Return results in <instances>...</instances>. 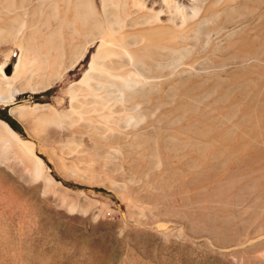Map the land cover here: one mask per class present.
Instances as JSON below:
<instances>
[{"label": "rangeland", "instance_id": "1", "mask_svg": "<svg viewBox=\"0 0 264 264\" xmlns=\"http://www.w3.org/2000/svg\"><path fill=\"white\" fill-rule=\"evenodd\" d=\"M10 1L11 0H0V14L2 13L1 15L3 16H0V20L2 21H0V29L3 31L0 30V36L2 38H0V40L2 41L3 50L10 51V56H13L12 60L14 65L20 58L22 51L25 53V66H23L26 69H22L21 74L23 76L14 82L16 88L21 91L30 92L34 91L36 87L40 88L45 80L51 78L49 75V68L54 69V66L57 67L55 68L56 76L52 78L54 80L48 88L31 94L30 98H18L13 102V108L22 107L23 105H25V107H32L34 104H40L49 105L52 111H69L70 97L65 92L69 86L78 82L85 72L88 71L91 58L97 49L96 44L89 49V52L78 62V64H76V66H74V68L67 71L59 79L57 78V70L60 72L62 69L61 67L69 64L70 56L77 49V45L80 44L79 41L82 43V41L89 39L90 35L85 33L84 29L87 30L93 20L96 21L99 19L98 15L102 13L101 0H37L38 2L36 0H12L11 2L14 3V5L10 4ZM57 1H59V5L57 4ZM63 1L65 5L61 4ZM107 1L105 6L108 4V8H104L106 9L104 11L107 14L110 13L111 8L112 12H120V15H123L126 9L130 12L136 10V6L134 8L135 10L132 8L130 3L131 0H129L128 6H123L122 4L117 6L122 12L118 11L117 7L112 6L113 4L109 0ZM135 1L142 3L144 0ZM154 1L158 2L159 0ZM217 1L218 2L215 0L214 3V0H200V3L202 2L200 9L202 10H199V8L198 10H195L194 8L197 9L200 5L197 0L196 3L192 0H173V2H177L176 4L180 8V10L176 12L174 11V8H172L171 10H173V12L169 13L175 18L174 21L167 22L166 18H162L165 25L170 27L176 26L175 30L179 31V34L176 37H178L180 41L178 38L175 40V38V46L178 47L180 45L179 48H182V46L185 47L187 45V50L185 49V51L183 50L184 52L178 53L175 56L173 54H168L169 51L165 48L156 51V54L158 55L157 68L160 71L158 81L162 79L165 81L162 80L158 82V87L161 84V89L157 88V91L149 90L148 88L143 89V92H145L144 95L142 94L143 102H145L144 99H149L148 104L142 103L141 107V111H144L141 112V114L144 119L146 118L144 124L150 120V126L147 124L148 127L146 125L144 129V142L149 143H147L148 145L144 142V144H142L147 147L140 146L136 149V145L132 146V144L133 142L137 143V141L129 137V143H126L129 145L128 147L125 146V149L127 150L117 154L116 157H112V159L109 158V156H105V151H103L102 148V151L100 152H98L99 149L94 151V144L92 140L87 138V136L84 137L82 141L87 145V148L91 149L89 153L78 148V145L81 142L79 137L75 139L73 144L65 142L66 139H70L69 136H65L68 127L71 128L72 126V129L75 127L76 129L83 130L84 128L92 127L93 124L95 125V123L100 122L99 113L100 111L104 113V110L99 111L97 110L98 108L90 109L92 106L90 108H88V106L83 107L78 114H74L70 118L62 121V126L60 125L61 127L55 124L46 125L41 131L33 129L32 125L35 123L34 119L21 117L18 113H13V117L18 122L24 123L25 125L21 127L18 126V130L12 129L23 140L31 141L32 138L35 141L37 140L36 153L44 160L46 166L49 168L50 171L48 174H50L49 176L51 178L50 181L47 182L41 176L35 177L33 167L29 162L25 159L21 160L18 158V156L23 155V151H16L13 147L12 141L7 136L2 135L0 130V264H264V134L262 132L260 135H257L258 128L256 129L257 126L264 123V49H262L264 48L262 47V45L264 46V0H249V2L248 0H240L239 3L238 0ZM8 2H10V5H8ZM146 2L148 5L147 7H150V1L147 0ZM39 3H42L44 7L42 4L39 5ZM222 3L226 5L228 4V8L226 5L224 7L226 8L227 13L223 12L224 8H222ZM235 3L239 4V7L235 5ZM247 3H249V6H245ZM55 4L58 5L57 8ZM214 5H219L221 7L217 10V7H214ZM231 5L235 6V9L234 7H229ZM69 7L74 8L71 10ZM80 7L84 10L81 11L82 9L80 10ZM68 8L69 11H73L74 14L76 13V17H79L80 19L79 21L76 17L73 18L75 16L73 12L71 13L72 15L66 14L69 13L67 12ZM75 9L79 11L78 14ZM205 9L207 11L210 10V12L207 14ZM255 9H257V11H255ZM214 10L221 15L228 14V17L222 15L223 17L221 19L219 18L222 21L220 23L217 19L219 14H216ZM231 11L232 13H230ZM32 12H34V14H32ZM5 14L7 16L10 15L9 17L11 19L14 18V20H11L10 18L7 20L6 18L4 19V17H6ZM83 14L86 15V17ZM185 14L187 16L195 14V17L193 15V17H187ZM234 15L239 18H234ZM200 16L203 18L201 20L202 24L200 22ZM206 16L210 18L208 19ZM231 16L237 21L235 22V24L237 23L236 25H234L235 20L233 21L231 18L228 20L225 19L226 17L229 18ZM242 17L244 19H242ZM179 18H181V20H179ZM185 18H187L186 21L184 20ZM190 18L193 19L190 20ZM196 18L199 19L197 20ZM3 20L5 22H3ZM189 20L191 21L190 25ZM229 20L232 23H230ZM33 21L34 25L32 24L33 26H31ZM175 21L177 25L174 24ZM223 21H225V23H223ZM227 21L229 23H226ZM196 22L200 23L194 24ZM27 23L29 26H26ZM82 24L87 25H84L82 28ZM184 24L186 25L183 27L182 25ZM226 24L227 27H225ZM193 25L199 26V34L195 33V35L194 32L191 31L190 26ZM250 25L251 27H249ZM67 26H71V29L67 28ZM235 26L237 27L235 28ZM9 27L14 29H10ZM73 27H76V29L78 28L79 31H77L78 29H73ZM219 27H222L221 29L223 31ZM240 27L243 28L241 29ZM212 28V33L214 34H211V39L209 36L210 34H205H207L208 30H211ZM233 28L238 30V34ZM26 29L28 30L26 31ZM227 29L229 30L228 32L226 31ZM239 29H241L240 32ZM214 30H217L218 34H215L216 31ZM218 30L220 32H218ZM230 30L233 33L235 32L236 37H234L235 34L233 37L229 35V33H231V35L233 34ZM74 31L78 33L76 34ZM186 33H188L190 37ZM220 33H222V35ZM57 34H59V36ZM69 34L74 35L70 36ZM62 35L63 37L65 35V37H61L60 39V36ZM217 35H220L221 37ZM244 35H246V37L249 36L250 38H245ZM21 36H25L26 38H21ZM69 36H75V39L72 37L71 40ZM179 36L183 37L180 38ZM52 37L56 38L53 39V43L50 39ZM76 37L78 42H76ZM215 37H218L219 39L216 38L215 40ZM240 37L244 39L242 40ZM190 38L195 44L192 41H189L191 40ZM220 38L225 39H221V41ZM182 39L185 41L184 43L182 42L183 44H180ZM65 40L69 41V43L65 42ZM211 40L213 41V44L217 43L214 45L208 44ZM235 40L238 41L236 42ZM245 40L246 42H244ZM16 41H18L17 44ZM44 42H46L45 45H43ZM233 42L236 46L231 45ZM189 44L191 47L188 46ZM51 46L55 47L51 49ZM234 46L235 48H233ZM251 46H253L255 51L254 59L247 60L242 57V59H244L243 61L237 57L241 52L244 53L242 50ZM33 48H35V50H33ZM42 49L43 51H41ZM207 49L209 52L206 51ZM192 50L195 51V54ZM203 50L204 52H202ZM35 52L36 56L34 54ZM201 52L203 58L200 57ZM187 55L193 56V59L188 57L192 60H185ZM53 56L55 57L54 60L52 58ZM231 56L234 58L237 57L238 60ZM198 57L200 60H198ZM35 59L36 62L40 59L41 62H43L42 66L40 65V61L39 63H36ZM182 61H185L184 66L181 64L183 63ZM199 61L204 62L198 63ZM212 61L215 63H212ZM216 61L219 63L218 65ZM242 61L244 63H242ZM197 63L198 65H196ZM30 64L34 66V68L30 66ZM185 66L191 67L190 73L188 70L183 71L186 68ZM36 68L39 69V74L37 73L38 71L36 70L38 69ZM194 68L196 71H194ZM42 69L43 71L46 70L45 73L48 71V73H46L47 76L43 74V71H41ZM174 70L177 71L175 72ZM145 71L146 73H144L145 76L143 77H146L145 79L149 80L151 71L148 72L147 69H145ZM178 72L180 75L177 74ZM184 72H186V74ZM174 73L176 75H173ZM168 77H173V79H168ZM166 79L169 81L167 82ZM178 80L180 82L177 84L176 82ZM183 80L186 81L183 82ZM170 83L175 84L172 85ZM179 83L182 84L180 85ZM196 84L199 86H196ZM236 84H238V86ZM148 93H150L152 97L155 96L153 101L156 100V105H154L155 103L152 101V98L148 96ZM159 99H161V101ZM181 104L185 111L180 108ZM238 104L241 108H239ZM235 105L236 107H233ZM216 106L219 108H216ZM145 108L147 110H145ZM238 108L240 109V112ZM251 108L254 109V111H251ZM236 109H238V111ZM211 110L214 112H211ZM224 110L226 111L223 112ZM229 110H231L230 113L228 112ZM232 110L234 111L232 112ZM248 110L250 111V116L244 115ZM158 112L161 113L159 114ZM207 112L209 113L207 114ZM232 113H234V115H232ZM229 114L232 115V118ZM82 115L86 119L83 120L84 117ZM144 115H146V117ZM204 115L206 120L202 119L204 118ZM227 115L229 116L227 117ZM193 117L196 122L192 119ZM217 117H219V119ZM246 117H248V119H246ZM254 117L257 120L254 119ZM150 118H153L152 120L156 122H151ZM196 118L201 119V121L203 120L202 123ZM211 118L218 119V122L215 124L216 120ZM243 118H245L246 121L243 122ZM68 119H71L72 124L75 120V124L72 125ZM178 121L182 123L177 125L176 123H179ZM183 121L185 123L188 122V124H184ZM206 121H210L209 123L207 122L210 126L213 123V128H210L214 129L212 130L214 133L218 132L217 134H213L212 131H206V128L210 129L208 128L209 125L206 124ZM150 122L154 125H152L153 128L151 129L150 127L152 126ZM155 124L159 125L156 126ZM165 124L169 127L176 125L175 127L173 126L174 129L172 128L171 130V128ZM203 124H205L204 126L206 128ZM235 124L239 126H237V128L234 127L233 129ZM221 125L225 127L223 130ZM216 126L217 130H215ZM240 126H243L244 128L242 127L243 129H240ZM165 129H169L166 131L167 134L164 133ZM183 130L185 131L183 132ZM234 130L238 137L234 136ZM253 130L255 131L253 132ZM151 131L153 134H149ZM202 131L206 132L205 137L201 135L203 134ZM222 131L224 133L228 132L227 137H224L226 141L229 137V133L234 132L230 134L231 138L227 141L228 143H230L231 140L233 141V138H239L240 134L241 136L244 134L240 139L246 142V148H248L244 149V151L243 149H235L237 151L231 150V152H229L230 148L227 147V143L222 144V139L217 138L218 135L222 136ZM238 131L244 133L242 134ZM45 133L49 134L47 135ZM251 133H253V135H251ZM195 134L196 136L198 135V137H196ZM169 135L171 138H173L172 135H175L174 139H171ZM245 135H247V138ZM182 136L187 138H183ZM188 136L191 138H188ZM166 138H168V140ZM193 138L198 140L195 141ZM199 138H204L203 140L207 141V144H211L212 146L203 143ZM38 139H40L42 143H39ZM174 140H176V142L177 140L182 141L185 145L189 144L191 146L192 143H194V147H190L192 149L195 148V153L188 145L185 146L179 142L176 143L178 145L174 144ZM217 143L218 146H215ZM219 143L222 144V148L219 147ZM105 144H107V142L102 143L104 146ZM179 144H181L180 147L182 148H179ZM198 144L199 146H204L205 144L207 145V148L205 146L204 148L202 146L199 147ZM213 145L215 147H213ZM144 147L146 149H144ZM175 147L179 148L176 151H181L184 155H182L181 152L180 155H177L178 152L175 151ZM208 147H210L209 150L212 153L208 150ZM185 148H188V150H183ZM212 148H215L216 152L215 149L212 150ZM217 148H219V150ZM223 148H226L227 156L223 155L225 152ZM128 150H130V154H128ZM169 150H174L175 152L173 153ZM220 150L221 152H224L221 153ZM240 150L241 152L243 151V153H241ZM232 152L235 155L232 154ZM140 153H142V155ZM134 154L137 155L135 156ZM166 154L168 155L167 159L169 161L165 158ZM207 154L208 156L210 155L209 158L213 156L216 159L212 157L213 159L211 158L212 161H210L208 157H205ZM174 155L177 156L176 159ZM202 155H204V157H202ZM117 156L119 158H123L124 156L123 159L126 161V164L132 161H136V164L134 165L132 163L131 165L130 163V165H126L124 162L122 169V161L124 160L120 159V162ZM125 156L131 158L129 159V157L127 158ZM110 159L114 162L110 161ZM135 159L138 160V165L137 160ZM79 160L83 162L78 163ZM177 160H180V162H177ZM198 160H201V162L199 163ZM172 161H174V164H172ZM197 161L198 163L196 164ZM189 163H191L192 166L195 165V168L194 166H190ZM183 164L184 166H182ZM199 164L200 167L203 166L199 168ZM164 165L168 168L164 167ZM129 166L130 168L133 167V169H129ZM180 167H182V170ZM157 168L160 170L158 171ZM169 168L173 170L171 171ZM183 168L187 169V174L189 175L184 176L186 170ZM222 169L226 170L223 171ZM174 170L177 172L176 176ZM163 171H167L169 174H166ZM179 171L184 172V174ZM190 171L193 173H188ZM201 171L202 174L204 173L206 176L200 175ZM219 171L221 172L219 173ZM133 173H135V175H133ZM155 173L157 175H154ZM162 174L165 175L162 176ZM179 174L183 176L181 177ZM191 174H195V176L193 177ZM172 175L174 176L173 178ZM164 176H166V178ZM207 176L209 178L211 177V179L208 180ZM179 177L185 178L180 179ZM189 178L194 180L192 181L190 179L191 182ZM159 179H161V181L163 180L164 183L162 181L163 184L160 185L161 181H159ZM145 180L147 182H145ZM157 180L160 182L159 184ZM177 180L179 181L177 182ZM206 180L212 182V184L209 182L208 185ZM201 181L205 183L204 186V183ZM214 184L215 186H213ZM220 184L222 185L220 186ZM218 186L220 187L218 188ZM210 187L212 189H208ZM181 190L183 192H181ZM206 202L209 203L205 204ZM208 207L210 208L207 209Z\"/></svg>", "mask_w": 264, "mask_h": 264}, {"label": "bare ground", "instance_id": "2", "mask_svg": "<svg viewBox=\"0 0 264 264\" xmlns=\"http://www.w3.org/2000/svg\"><path fill=\"white\" fill-rule=\"evenodd\" d=\"M2 1V0H1ZM12 1V0H11ZM10 1V2H11ZM27 1V0H26ZM34 1V0H33ZM37 1V0H36ZM39 1V0H38ZM37 1V2H38ZM55 1V0H54ZM75 1V0H74ZM107 0H101V4H102V13L100 14V15H98V18L99 19H97L96 21H94L93 19V22L92 23H90V26L88 27V29L86 30V29H84L83 31L85 32V33H88V35H90V37H89V39H87V40H84V41H82V43H81V41H79L80 42V44L79 45H77L78 47H77V49L71 54V56H70V62H68L69 64L67 65V66H63V67H61L62 69H61V71L59 72V70H57V78L59 79V78H61L62 76H63V74H65L67 71H69L70 69H72V68H74V66H76V64H78V62L80 61V60H82L84 57H85V55L89 52V49L91 48V47H93L95 44H96V47H97V49H96V52H95V54H93V56H92V58H91V62H90V66H89V69H88V71H86L85 72V74L83 75V77L78 81V82H76V83H74V84H72L71 86H69L68 87V89L66 90V94L70 97V109H69V111H67V112H57V111H52L51 109H50V107H49V105H40V104H34L32 107H25V105H23L22 107H16V108H14V109H12V113H18V115L19 116H21V117H26V118H31V119H34V121H35V123L32 125V127H33V129L34 130H38V131H41L42 129H43V127L44 126H46V125H52V124H55V125H61L62 124V121H64L65 119H67V118H70L72 115H74V114H78L79 113V111L83 108V107H87L88 106V108H90L91 106V108L90 109H92V108H98L97 110H104V113L102 112V111H100V115H99V119H100V122L99 123H95V125L93 124H91L92 125V127H88V128H84L83 130H80V129H76L75 127H73V129H72V126H71V128L70 127H68L67 128V133L65 134V136H69L70 137V139H66L65 140V142H67V143H74V141H75V139L77 138V137H79V139H80V143H79V145H78V148H81L83 151H85V152H88L89 153V151L91 150V149H89V148H87V145H85V143L82 141V139H84V137H86L87 136V138H89L90 140H92V142H93V144H94V148H95V150L94 151H97L98 149H99V151L98 152H100V151H102V149H103V151H105V156H109V158H112V157H116V155L117 154H119V153H122V152H124V151H126L127 149H125V146H127L128 147V145L126 144V143H129L128 141H129V137L130 138H133L135 141H137V143H135V142H133V144H132V146L133 145H136V149H138V147H140V146H146V145H142V144H144V143H146V142H144V129H145V127H146V125L148 124L149 125V121L150 120H148V122H146V124H144V120L146 119H144V117L142 116V114H141V112H144V111H141V107H142V103L143 104H148V101H149V99H144V101L146 102H143V96H142V94L144 95L145 94V92H143V89L144 88H148L149 90H153V91H157V88H160V86H161V84H160V86L158 87V82H160V81H162V80H164V79H162V80H160V81H158V77L160 76V71L158 70V68H157V62H158V55L156 54V51H158V49H166V50H168L169 51V53L168 54H173L174 56L176 55V54H178V53H181V52H184L185 51V49H186V46L184 47V46H182V48H179L180 47V45L179 44H177V45H179L178 47H176L175 46V41H174V39L175 40H177V38L178 37H176V36H178V34H179V31H176L175 30V27L174 26H172V27H170V26H167V25H165L164 23H163V21H162V18H166V21L167 22H173L174 21V19L175 18H173V15H170L169 13L170 12H173V10H171L172 8H174V11L176 12V11H179L180 10V8L177 6V2L175 3V2H173V0H159L158 2H156V1H154V0H148V1H150L149 3H151L149 6L150 7H147L148 5H147V0H144L142 3H138L139 1H135V0H131V5H132V8L134 9L135 8V6H136V10L134 11V12H130V11H128V9H126L124 12V14L123 15H120L121 13L120 12H116V11H113L112 12V8H111V6H110V8H111V11H110V13H106L104 10H106V9H104V8H108V4H106V6H105V3H107L106 2ZM113 5L112 6H115V7H117L119 4L121 5H123V6H128L129 5V0H109ZM193 2H195L196 3V0L194 1V0H192ZM199 3H200V0H197ZM202 1V0H201ZM239 1L240 0H238V3H239ZM252 1H254V0H252ZM259 1V0H258ZM257 1V2H258ZM263 1V0H262ZM10 2H8V5H10V4H12V5H14V3H10ZM59 1H57V4L59 5V3H58ZM77 2V1H76ZM216 2H218L217 0H216ZM242 2V1H241ZM248 2H249V0H248ZM256 2V3H257ZM264 2V1H263ZM10 3V4H9ZM202 3V2H201ZM201 3H200V5H199V7H197V9L196 8H194L195 10H198V8H199V10H202V9H200V6H201ZM214 3H215V0H214ZM214 3H212V4H214ZM226 3H228V2H226ZM237 3V2H236ZM235 3V5H239V4H236ZM251 3V2H250ZM255 3V2H254ZM253 3V4H254ZM4 4V3H3ZM35 4V3H34ZM42 3H39V5H41ZM51 4V3H50ZM49 4V5H50ZM61 4H64V1H63V3H61ZM75 4V3H74ZM180 4V3H179ZM183 4V3H182ZM207 4V3H206ZM217 4H219V3H217ZM230 4V3H229ZM241 4V3H240ZM249 3H247V5L245 4V6H249L248 5ZM37 5H38V3H37ZM45 5V4H44ZM58 5H56L55 4V6H56V8H57V6ZM65 5V4H64ZM109 5H110V3H109ZM211 5V4H210ZM216 5V4H215ZM214 5V7H217V10H218V8L219 7H221V6H215ZM222 5H223V7L222 8H224L225 7V5L226 4H223L222 3ZM228 5V4H227ZM226 5V7L228 8V6ZM255 5H257V4H255ZM42 6H43V4H42ZM41 6V7H42ZM71 6V5H70ZM105 6V7H104ZM183 6V5H182ZM207 6H208V4H207ZM241 6V5H240ZM3 7V6H2ZM1 7V8H2ZM10 7V6H9ZM33 7H35V6H33ZM40 7V6H39ZM44 7V6H43ZM76 7H78V6H76ZM165 7V8H164ZM178 7V8H177ZM194 7V6H193ZM196 7V6H195ZM212 7V6H211ZM210 7V8H211ZM229 7H234V9H235V6H229ZM239 7V6H238ZM254 7V6H253ZM252 7V8H253ZM256 7V6H255ZM13 8V7H12ZM37 8H38V6H37ZM53 8H54V6H53ZM70 8V7H69ZM69 8H68V11L67 12H69V13H66V14H71L73 11H69ZM72 8H74V7H72ZM72 8H70L71 10H72ZM109 8V9H110ZM118 8V7H117ZM202 8V7H201ZM2 9H4V8H2ZM45 9V8H44ZM59 9V8H58ZM78 9V8H77ZM82 9V10H81ZM190 9H192V8H190ZM189 9V10H190ZM231 9V8H230ZM258 9V8H257ZM257 9H255V11H257ZM259 9H260V7H259ZM76 10V9H75ZM80 10L81 11H83L84 9L82 8V7H80ZM171 10V11H170ZM184 10V9H183ZM213 10V9H212ZM216 10V11H217ZM220 10V9H219ZM223 10V9H222ZM232 10V9H231ZM36 11V10H35ZM87 11V10H86ZM97 11V10H96ZM118 11H121L119 8H118ZM205 11L207 12V14H208V12H210V10L209 11H207L206 9H205ZM204 11V12H205ZM37 12V11H36ZM76 12H77V14H78V12L79 11H77L76 10ZM109 12V11H108ZM122 12V11H121ZM186 12H187V10H186ZM214 12H215V10H214ZM219 12V11H218ZM221 12V11H220ZM224 13H227L226 12V8H224V11H223ZM239 12V11H238ZM185 13V12H184ZM216 14H219V17L217 18L219 21H220V23L222 22L220 19L223 17L222 15H224V16H227L228 17V14L226 15V14H220V13H217V12H215ZM230 13H232V11L230 12ZM254 13V12H253ZM2 14V13H1ZM0 14V16H2ZM32 14H34V12H32ZM65 14V13H64ZM73 14H74V12H73ZM79 14H81V13H79ZM97 14V13H96ZM175 14V13H174ZM206 14V13H205ZM211 14H213V13H211ZM239 14V13H238ZM72 15V14H71ZM75 16L73 17V18H75L76 17V13L74 14ZM84 15V14H83ZM176 15V14H175ZM184 15V14H183ZM183 15H180V16H183ZM186 15V14H185ZM190 15V14H189ZM194 17H195V14H192ZM192 15H190V16H187V17H191ZM202 15V14H201ZM232 15V14H231ZM240 15H241V12H240ZM243 15H244V13H243ZM249 15V14H248ZM5 16L6 17H4V19L6 18V20L8 19V18H10L9 16H7L6 14H5ZM81 16V15H80ZM85 17H86V15H84ZM179 16V15H178ZM185 16V17H186ZM192 16V17H193ZM214 16H215V14H214ZM213 16V17H214ZM233 16V15H232ZM229 17V18H225L226 20H228V19H232L233 21L235 20L234 18H236V19H238L237 17H235V15H234V18L233 17ZM246 16H247V14H246ZM3 17V16H2ZM33 17V16H32ZM206 17H208V16H206ZM205 17V18H206ZM245 17V16H244ZM252 17V16H251ZM65 18H66V16H65ZM69 18V17H68ZM199 18H201V16L199 17ZM199 18H196L197 20L199 19ZM210 17H208V19H209ZM220 18V19H219ZM11 19V18H10ZM31 19V18H30ZM76 19L79 21L80 19H79V17H76ZM189 19V18H188ZM191 19H193V18H190V20ZM203 18H201L200 19V22H201V20H202ZM207 19V18H206ZM242 19H244L243 17H242ZM245 19H246V17H245ZM11 20H14V18H12ZM72 20V19H71ZM179 20H181V18H179ZM185 21L187 20V18H185L184 19ZM189 20V25H190V23H191V21ZM223 20V19H222ZM225 20V21H226ZM1 21V20H0ZM16 21V20H15ZM76 21V20H75ZM84 21V20H83ZM88 21H89V19H88ZM177 21V20H176ZM176 21H175V23L174 24H176ZM225 21H223V23H225ZM245 21H247V20H245ZM2 22V21H1ZM3 22H5L4 20H3ZM31 22V21H30ZM85 22V21H84ZM200 22H196V23H194V24H197V23H200ZM229 22H230V20H229ZM228 21L226 22V23H229ZM235 22H237L236 20L234 21V25H236L235 24ZM9 23V22H8ZM12 23V22H11ZM83 23V22H82ZM186 23V22H185ZM215 23V22H214ZM230 23H232V22H230ZM239 23H240V21H239ZM238 23V24H239ZM242 23H243V21H242ZM34 25V21H33V23H31V26H33ZM79 24H81V23H79ZM182 24H183V22H182ZM187 24V23H186ZM186 24H184V25H182L183 27L186 25ZM201 24H202V22H201ZM203 24H205V23H203ZM250 24H251V22H250ZM84 25L86 26L87 24H82L81 26H82V28L84 27ZM173 25V24H172ZM177 25V24H176ZM199 25V24H198ZM198 25H193V26H190V29H191V31L192 32H194V34L195 33H198L199 32V26ZM230 25H232V24H230ZM248 25H249V23H248ZM247 25V26H248ZM8 26V25H7ZM26 26H29V24L27 23V25ZM66 26V25H65ZM188 26V25H187ZM219 26H220V24H219ZM225 26V25H224ZM233 26V25H232ZM244 26V25H243ZM246 26V25H245ZM0 27H1V25H0ZM3 27H5V26H3ZM12 27H14V26H12ZM12 27H9L10 29L12 28ZM71 27V26H70ZM69 26H67V28H69V29H71ZM181 27V26H180ZM180 27H178V28H180ZM189 27V26H188ZM193 27V28H192ZM225 27H227V24H226V26ZM237 26H235V28H236ZM238 27H239V25H238ZM249 27H251V25L249 26ZM31 28V27H30ZM62 28V27H61ZM65 28V27H64ZM78 28H79V26H78ZM77 28V29H78ZM86 28V27H85ZM200 28H201V25H200ZM218 28V27H217ZM220 28V27H219ZM222 28V27H221ZM220 28V29H221ZM235 28H233V29H235ZM241 29L243 28V27H240ZM12 29H14V28H12ZM73 29H76V27H73ZM76 29V30H77ZM224 29V28H223ZM229 29V28H228ZM226 30L227 32L229 31V30ZM232 29V30H233ZM241 29H239V32L241 31ZM250 29V28H249ZM263 29V28H262ZM1 30V29H0ZM4 30V29H3ZM28 29H26V31H27ZM32 30V29H31ZM30 30V31H31ZM62 30V29H61ZM180 30V29H179ZM222 30V29H221ZM236 30V32L238 31L237 29H235ZM246 30H248V29H246ZM2 31V30H1ZM58 31H60V30H58ZM77 31H79V29L77 30ZM211 31V32H210ZM214 31H216L215 32V34H218L217 33V30H214ZM223 31V30H222ZM231 31V30H230ZM249 31V30H248ZM3 32V31H2ZM5 32H7V31H5ZM9 32V31H8ZM66 32V31H65ZM75 33H76V31H74ZM186 32V31H185ZM190 32V31H189ZM188 32V33H189ZM208 32H210V33H208ZM208 32H207V34H205V35H208V34H210L209 36L211 37V39H212V36H211V34H214V33H212L213 32V28L211 29V30H208ZM218 32H220L219 30H218ZM232 32V31H231ZM245 32V31H244ZM243 32V33H244ZM252 32H253V30H252ZM33 33V32H32ZM54 33V32H53ZM78 33V32H77ZM76 33V34H77ZM90 33V34H89ZM188 33H186V34H188ZM223 33V32H222ZM222 33H220L221 35H222ZM225 33V32H224ZM233 33V32H232ZM242 33V34H243ZM247 33V32H246ZM26 34H27V32H26ZM54 34H56V33H54ZM53 34V35H54ZM63 34H64V32H63ZM79 34H81V33H79ZM190 34V33H189ZM188 34V36L190 37V35ZM199 34V33H198ZM235 34V32L231 35V33H229V35L231 36V37H233V35ZM237 34H238V32H237ZM248 34H250V33H248ZM18 35V34H17ZM23 35H24V33H23ZM33 35V34H32ZM50 35H51V33H50ZM58 36H59V34H57ZM67 35V34H66ZM70 36L71 35H74V34H69ZM83 35V34H82ZM86 35V34H85ZM196 35V34H195ZM228 35V34H227ZM226 35V36H227ZM228 35V36H229ZM241 35V34H240ZM239 35V36H240ZM15 36H16V34H15ZM19 36V35H18ZM26 36V35H25ZM23 37V36H21V38H26V37ZM30 36H31V34H30ZM57 36V37H58ZM69 36V37H70ZM78 36V35H77ZM217 36H220V35H217ZM242 36V35H241ZM245 36V38H250L249 36L248 37H246V35H244ZM34 37V36H33ZM32 37V38H33ZM48 37V36H47ZM46 37V38H47ZM61 37H63V35L62 36H60V39H61ZM64 37H65V35H64ZM63 37V38H64ZM73 37V36H72ZM72 37H70V39L72 40ZM180 37V36H179ZM181 37H183V36H181ZM180 37V38H181ZM196 37V36H195ZM209 37V38H210ZM221 37V36H220ZM234 37H236V34L234 35ZM0 38H1V36H0ZM35 38V37H34ZM62 38V39H63ZM74 39H75V36L73 37ZM187 38V37H186ZM197 38H198V35H197ZM200 38V37H199ZM207 38H208V36H207ZM206 38V39H207ZM216 38H218V37H215V40H216ZM239 38V37H238ZM240 38H242V37H240ZM259 38V37H258ZM2 39V38H1ZM17 39V38H16ZM51 39V41H52V43H53V39H56V38H50ZM67 39V38H66ZM73 39V40H74ZM179 39V38H178ZM184 39H185V37H184ZM188 39V38H187ZM191 39V38H190ZM219 39V38H218ZM217 39V40H218ZM223 40V39H225V38H220V40ZM229 39V38H228ZM227 39V40H228ZM244 38H242V40H243ZM260 39H262V38H260ZM29 40H31V39H29ZM34 40V39H33ZM214 40V39H213ZM221 40V41H222ZM240 40V39H239ZM1 41V40H0ZM37 41V40H36ZM50 41V42H51ZM179 41H180V39H179ZM184 41L185 40H183L182 39V41H181V43L180 44H183L184 43ZM189 41H192V39L191 40H189ZM229 41V40H228ZM236 42L238 41V40H235ZM234 41V42H235ZM248 41V40H247ZM59 42V41H58ZM57 42V43H58ZM65 42H68L69 43V41H66L65 40ZM64 42V43H65ZM76 42H78L77 41V37H76ZM183 42V43H182ZM194 44H195V42L194 41H192ZM207 42H208V40H207ZM213 41L211 40L210 41V43H208V44H213L212 43ZM230 42V41H229ZM234 42L231 44L232 46L233 45H235L236 46V44H234ZM239 42H242V41H239ZM244 42H246V40L244 41ZM18 43V41H16V44ZM35 43V42H34ZM48 43V42H47ZM67 43V44H68ZM71 43V42H70ZM72 43H74V42H72ZM217 43V42H216ZM216 43H214V44H216ZM24 44V43H23ZM46 44V42H44V44L43 45H45ZM75 44V43H74ZM207 44V43H206ZM213 44V45H214ZM222 44V43H221ZM65 45V44H64ZM69 45V44H68ZM73 45V44H72ZM224 45V44H223ZM222 45V46H223ZM249 45V44H248ZM250 45H251V43H250ZM249 45V46H250ZM253 45V44H252ZM254 45H256V44H254ZM259 45V44H258ZM262 45V44H261ZM260 45V46H261ZM26 46V45H25ZM56 46V45H55ZM54 46V47H55ZM189 47H191V45L189 44L188 45ZM219 46V45H218ZM231 46V47H232ZM235 46L233 47V48H235ZM22 47H23V45H22ZM21 47V48H22ZM34 47V46H33ZM54 47H52L51 46V49H53ZM65 47V46H64ZM204 47H206V46H204ZM208 47L210 48V46L208 45ZM216 47V46H215ZM215 47H213V48H215ZM262 47H264L263 45H262ZM20 48V47H19ZM26 48V47H25ZM29 48V47H28ZM31 48V47H30ZM38 48V47H37ZM203 48V47H202ZM217 48V47H216ZM259 48V47H258ZM48 49V48H47ZM262 49H264V48H262ZM27 50H29V49H27ZM33 50H35V48H33ZM184 50V51H183ZM187 50V49H186ZM194 50H196V49H194ZM194 50H192L193 52H194V54H195V51ZM245 50V51H244ZM244 50H242L244 53H240V55H237V57L238 58H240V59H242V57L243 58H246L247 60H249V59H254V57H255V51H254V49H253V46H251V47H247V49H244ZM257 50V49H256ZM259 50V49H258ZM30 51V50H29ZM41 51H43V49L41 50ZM58 51V50H57ZM191 51V52H192ZM206 51H208V49L206 50ZM216 51V50H215ZM214 51V52H215ZM230 51H232V50H230ZM163 52V51H162ZM189 52V51H188ZM190 52V53H191ZM202 52H204V50L202 51ZM202 52H201V55H200V57H202ZM209 52V51H208ZM221 52V51H220ZM223 52V51H222ZM258 52V51H257ZM30 53H32L31 51H30ZM30 53H29V56H30ZM58 53V52H57ZM228 53H230V52H228ZM235 53V52H234ZM259 53V52H258ZM35 54V56H36V52L34 53ZM46 54V53H45ZM44 54V55H45ZM56 54V53H55ZM160 54H161V52H160ZM185 54V53H184ZM184 54H182V55H184ZM187 54V53H186ZM216 54V53H215ZM238 54V53H237ZM182 55H180V56H182ZM212 55V54H211ZM221 55V54H220ZM228 55V54H227ZM49 56V55H48ZM54 56H56V55H54ZM52 57L53 58V60H54V58L55 57ZM165 56V55H164ZM172 56V55H171ZM208 56H210V55H208ZM51 57V56H50ZM49 57V58H50ZM182 57H184V56H182ZM188 57H191L192 59H193V56H188L187 55V57L185 58V60L186 59H189ZM231 57H233V56H231ZM237 57H235V58H237ZM44 58V57H43ZM172 58V57H171ZM203 58V57H202ZM201 58V59H202ZM206 58V57H205ZM234 58V57H233ZM234 58V59H235ZM238 58H237V60H238ZM9 59V58H8ZM29 59H31V58H29ZM42 59V58H41ZM167 59V58H166ZM183 59V58H182ZM192 59H189V60H192ZM207 59V58H206ZM228 59H229V57H228ZM232 59V58H231ZM233 59V60H234ZM39 61H40V65L42 66V63L43 62H41V60L40 59H38ZM172 60V59H171ZM180 60H181V57H180ZM198 60H200L199 59V57H198ZM203 60H205V59H203ZM243 61H244V59H242ZM28 61V60H27ZM39 61L38 62H36V59H35V62L36 63H39ZM173 61V60H172ZM209 61V60H208ZM232 61V60H231ZM235 61V60H234ZM239 61H241V60H239ZM242 61V63H244ZM24 62H25V53H23V51H22V53L20 54V58L18 59V61H17V63L14 65V67H13V71H12V74H11V77H8V76H5V74H4V70L3 71H1V77H2V79L7 83L8 81H11L13 84H14V82L15 81H17L21 76H23L21 73H22V69L23 68H25L24 66ZM53 62V61H52ZM166 62H168V61H166ZM169 62H170V60H169ZM183 63H181V64H183L182 66H184V62L185 61H182ZM191 62V61H190ZM194 62V61H193ZM204 62V61H203ZM203 62H201V61H199L198 63H203ZM211 62V61H210ZM214 61H212V63H213ZM227 62V61H226ZM225 62V63H226ZM246 62V61H245ZM29 63V62H28ZM46 63V62H45ZM48 63H49V61H48ZM186 63H188V62H186ZM195 63V62H194ZM198 63L196 64V65H198ZM215 63V62H214ZM216 63H217V65L219 64L217 61H216ZM235 63V62H234ZM240 63V62H239ZM53 64L55 65V63L53 62ZM59 64V63H58ZM162 64V63H161ZM167 64V63H166ZM172 64V63H171ZM24 65V66H23ZM28 65V64H27ZM26 65V66H27ZM47 65V64H46ZM45 65V66H46ZM53 65V66H54ZM177 65V64H176ZM189 65V64H188ZM192 65V64H191ZM206 65V64H205ZM213 65V64H212ZM30 66H32L31 64H30ZM168 66V65H167ZM195 66V65H194ZM223 66V65H222ZM33 68H34V66H32ZM38 67V66H37ZM171 67V66H170ZM186 68H185V70H183V71H189V73H190V69H191V67H188V66H185ZM202 67H204V66H202ZM206 67V66H205ZM208 67V66H207ZM219 67H221V66H219ZM45 68V67H44ZM55 68H57L56 66H54V69H50L49 68V70H50V79H48V80H45V82H43L42 83V85L40 86V88L38 87H36L35 89H34V91L33 92H38V91H41V90H45L46 88H48L51 84H52V81L54 80V79H52L54 76H56V72H55ZM166 68V67H165ZM178 68V67H177ZM180 68V67H179ZM183 68V67H182ZM209 68V67H208ZM216 68V67H215ZM214 68V69H215ZM1 69H2V67H1ZM26 69V68H25ZM24 69V70H25ZM32 69V68H31ZM36 69H38V68H36ZM145 69H147V71L148 72H150V79L149 80H146L143 76H145L144 75V73H146V71H145ZM184 69V68H183ZM195 69V68H194ZM193 69V70H194ZM201 69V68H200ZM221 69V68H220ZM45 70V69H44ZM36 71H38L37 73L39 74V69L38 70H36ZM41 71H43V69L41 70ZM46 71V70H45ZM45 71H43V74H45V76H47V74L46 73H48V71L45 73ZM175 71V70H174ZM177 71V70H176ZM175 71V72H176ZM194 71H196V69L194 70ZM194 71H191V72H194ZM162 72V71H161ZM165 72V71H164ZM171 72V71H170ZM181 72V71H180ZM198 72V71H197ZM204 72V71H203ZM208 72V71H207ZM24 73V72H23ZM26 73V72H25ZM185 74H186V72H184ZM162 74H163V72H162ZM177 74H179V72L177 73ZM198 74V73H197ZM173 75H176L175 73L173 74ZM180 75V74H179ZM43 76V75H42ZM168 76H169V74H168ZM183 76V75H182ZM162 78V77H161ZM172 79H173V77H171ZM171 78H169L168 77V79H171ZM174 78H175V76H174ZM229 79V78H228ZM234 79V78H233ZM1 80V79H0ZM56 80V79H55ZM231 80V79H230ZM165 81V80H164ZM163 81V82H164ZM166 81H167V79H166ZM169 81V80H168ZM167 81V82H168ZM180 81H181V79H180ZM179 80L176 82L177 84H178V82H180ZM184 81H186V80H183V82ZM200 81V80H199ZM194 82V81H193ZM197 82V81H196ZM6 83L4 84V86H6ZM10 83V82H9ZM9 83L7 84V87H8V85H9ZM12 83H10V84H12ZM54 83V82H53ZM165 83V82H164ZM188 83V82H187ZM190 83H192V82H190ZM229 83H231V82H229ZM169 84V83H168ZM170 84H172V83H170ZM173 84H175V83H173ZM172 84V85H173ZM176 84V85H177ZM180 84V83H179ZM182 84V83H181ZM180 84V85H181ZM189 84V83H188ZM199 84H201V83H199ZM1 85V84H0ZM163 85V84H162ZM187 85V84H186ZM229 85V84H228ZM231 85V84H230ZM233 85V84H232ZM237 86H238V84H236ZM167 86V85H166ZM169 86V85H168ZM196 86H199L198 84H196ZM235 86V85H234ZM9 87H10V85H9ZM14 87V86H13ZM170 87H171V85H170ZM185 87H187V86H185ZM162 88H163V86H162ZM188 88H189V86H188ZM161 89V88H160ZM190 89V88H189ZM2 90H4L3 88H2ZM4 93H5V91H3ZM2 92V93H3ZM18 91H11L10 93V96H7V99H5L6 101H7V103L8 102H10V101H12L14 98H13V96L17 93ZM151 93V92H150ZM150 93H148V96H150L151 98H152V101H153V98L155 97H152L151 95H150ZM159 93V92H158ZM245 94V93H244ZM7 95V93H5L3 96H6ZM158 97H160V96H158ZM157 97V98H158ZM240 99V98H239ZM160 101H161V99H159ZM6 101H3V102H5L6 103ZM156 100H154L153 102L155 103H153L154 105H156L157 103L155 102ZM6 103V104H7ZM12 103V102H11ZM235 103V102H234ZM243 104V103H242ZM244 104H246V103H244ZM151 105V104H150ZM154 105H153V107H154ZM187 105V104H186ZM250 105V104H249ZM238 106H239V104H238ZM185 107V106H184ZM192 107V106H191ZM225 107V106H224ZM233 107H236V105L235 106H233ZM243 107V106H242ZM251 107V106H250ZM151 108V107H150ZM157 108V107H156ZM178 108H179V106H178ZM180 108H182V104H181V107ZM189 108H190V106H189ZM188 108V109H189ZM195 108V107H194ZM210 108V107H209ZM208 108V109H209ZM215 108V107H214ZM216 108H219L218 106H216ZM229 108H230V106H229ZM228 108V109H229ZM239 108H241V106H239ZM238 108V109H239ZM246 108V107H245ZM152 109V108H151ZM171 109V108H170ZM183 109V111H185L184 110V108H182ZM191 109V108H190ZM226 109V108H225ZM233 109V108H232ZM238 109H236L237 111H238ZM252 109V108H251ZM106 110V111H105ZM142 110H144V109H142ZM145 110H147L146 108H145ZM168 110V109H167ZM180 110V109H179ZM194 110V109H193ZM192 110V111H193ZM204 110V109H203ZM213 110H215V109H213ZM213 110H211V112L213 111ZM227 110V109H226ZM226 110H224L223 112H225ZM243 110H245V109H243ZM92 111V110H91ZM151 111V110H150ZM170 111V110H169ZM187 111H189V110H187ZM186 111V112H187ZM196 111V110H195ZM205 111H208V110H205ZM210 111V110H209ZM218 111H220V110H218ZM217 111V112H218ZM222 111V110H221ZM234 110H232V112H233ZM251 111H254V109H252ZM147 112V111H146ZM175 112V111H174ZM203 112V111H202ZM214 112V111H213ZM229 113L231 112V110H229L228 111ZM239 112H240V109H239ZM159 114L161 113V112H158ZM192 113V112H191ZM209 112H207V114H208ZM250 111L248 110V112H245V114L244 115H247V116H250ZM144 114V113H143ZM156 114H157V112H156ZM164 114V113H163ZM183 114V113H182ZM195 114V113H194ZM197 114V113H196ZM219 114V113H218ZM221 114H223V113H221ZM227 114V113H226ZM226 114H225V117H226ZM239 114V113H238ZM243 114V113H242ZM249 114V115H248ZM158 115V114H157ZM181 115V114H180ZM185 115V114H184ZM216 115H217V113H216ZM230 116H231V118H232V115H234V113H232V115L231 114H229ZM229 115H227V117L229 116ZM78 116V115H77ZM83 116V115H82ZM81 116V117H82ZM145 117H146V115H144ZM151 116H152V114H151ZM153 116H154V114H153ZM162 116V115H161ZM168 116V115H167ZM175 116V115H174ZM186 116H188V115H186ZM185 116V117H186ZM212 116V115H211ZM84 117V116H83ZM155 117V116H154ZM178 117V116H177ZM176 117V118H177ZM183 117V116H182ZM184 117V118H185ZM240 117V116H239ZM243 117H245V116H243ZM258 117V116H257ZM79 118V117H78ZM98 118V117H97ZM156 118V117H155ZM159 118H161V117H159ZM181 118V117H180ZM183 118V119H184ZM191 118V117H190ZM200 118H202V117H200ZM218 119H219V117H217ZM222 118V117H221ZM231 118H229V119H231ZM251 118H252V115H251ZM76 119V118H75ZM84 119H86L85 117L83 118V120ZM151 119V118H150ZM153 119V118H152ZM151 119V122H153V123H155L154 122V120H152ZM192 119H194V121H195V118L193 117ZM197 120H200L201 121V119H198V118H196ZM202 119H205L206 120V118H205V115H204V118H202ZM210 119V118H209ZM211 119H214V120H216V118H211ZM217 119V120H218ZM223 119V118H222ZM228 119V120H229ZM246 119H248V117H246ZM254 119H256L255 117H254ZM82 120V121H83ZM208 120V119H207ZM216 120V122L215 121H213V122H215V124L218 122ZM249 120H251V119H249ZM257 120V119H256ZM68 121H70L71 122V119L69 120L68 119ZM180 121V120H179ZM178 121V122H179ZM193 121V120H192ZM203 121V120H202ZM202 121H201V123H202ZM211 121V120H210ZM209 121V122H210ZM240 121H241V119H240ZM242 121L244 122V121H246L245 120V118H243L242 119ZM69 122V123H70ZM75 122V120L73 121V124H75L74 123ZM76 122H77V120H76ZM150 122V124H151V126L153 125V123H151ZM160 122V121H159ZM159 122H157V123H159ZM196 122V121H195ZM207 122L208 121H206V124H207ZM208 122V123H209ZM220 122V121H219ZM176 123V122H175ZM180 123H182V122H179V123H176L177 125L178 124H180ZM183 123L184 124H188V122L187 123H185L184 121H183ZM199 123V122H198ZM221 123V122H220ZM242 123V122H241ZM67 124V123H66ZM71 124H72V122H71ZM72 124V125H73ZM82 124V123H81ZM160 124V123H159ZM159 124H155L156 126L157 125H159ZM168 124V123H167ZM167 124H165V125H167ZM174 124V123H173ZM175 124V125H176ZM247 124V123H246ZM148 125H147V127H148ZM170 125V124H169ZM175 125H172V127H169L168 125V127L169 128H171V130H172V128H173V126L175 127ZM182 125V124H181ZM181 125H179V126H181ZM196 125H197V123H196ZM202 125V124H201ZM205 124H203V126H204ZM207 125H209V124H207ZM212 125H213V123H212ZM212 125L210 126L209 125V127L208 128H213L212 127ZM230 125V124H229ZM228 125V126H229ZM234 125V124H233ZM62 126V125H61ZM60 126V127H61ZM150 126V125H149ZM154 126V125H153ZM153 126L152 127H150V129L151 128H153ZM187 126V125H186ZM185 126V127H186ZM222 126V125H221ZM237 126H239V125H236L235 124V126H233V129H234V127H236L237 128ZM243 126H244V123H243ZM242 126V127H243ZM248 126V125H247ZM246 126V127H247ZM161 127V126H160ZM183 127V126H182ZM184 127V128H185ZM195 127V126H194ZM202 127V126H201ZM205 127V126H204ZM218 127H220V126H218ZM227 127V126H226ZM241 127V126H240ZM240 128V129H243V128ZM155 128V127H154ZM184 128H182V129H184ZM189 128V127H188ZM197 128V127H196ZM206 128V127H205ZM207 129L206 128V131H212V130H214V129ZM225 127H223L222 126V130L224 129ZM239 128V127H238ZM258 128V132H257V135L259 134H261L262 132H263V134H264V123L263 124H260L259 126H257L256 127V129ZM74 129H76V130H74ZM148 129V128H147ZM160 129V128H159ZM174 129V128H173ZM177 129V128H176ZM176 129H175V131H176ZM181 129V130H182ZM219 129V128H218ZM229 129V128H228ZM228 129H226V130H228ZM239 129V130H240ZM0 130H1V133H2V135H5V136H7L11 141H12V143H13V147H14V149L16 150V151H23V155H21V156H18V158L19 159H21V160H23V159H25L27 162H29V164L33 167V172H34V176L35 177H43L44 178V180L45 181H47V182H49L50 181V174H48V172L50 171L49 170V168L46 166V164H45V162H44V160L42 159V158H40L38 155H37V153H36V148H37V144H36V141L35 140H33V138H32V140L30 141V140H23V139H21L20 137H19V135L10 127V125L6 122V121H4V120H2V119H0ZM155 130V129H154ZM163 130H164V128H163ZM169 129H165V132L164 133H166V131H168ZM185 130H187V129H185ZM185 130H183V132L185 131ZM189 130H190V128H189ZM192 130V129H191ZM215 130H217V126L215 127ZM250 130V129H249ZM147 131V130H146ZM157 131V130H156ZM193 131V130H192ZM192 131H190V132H192ZM221 131V130H220ZM219 131V132H220ZM230 131V130H229ZM231 131H233V130H231ZM255 130H253V132H254ZM174 132V131H173ZM180 132V131H179ZM213 132V131H212ZM223 132V131H222ZM234 132H235V130H234ZM234 132H230L229 133V137L227 138V141L231 138V136H230V134L231 133H234ZM238 132H241V131H238ZM247 132V131H246ZM147 133V132H146ZM150 133H152V131L151 132H149V134ZM161 133H162V131H161ZM172 133V132H171ZM188 133V132H187ZM186 133V134H187ZM202 133L203 134H201L203 137H205L206 136V132L205 131H202ZM209 133V132H208ZM216 133V132H215ZM214 132H213V134H215ZM218 133V132H217ZM216 133V134H217ZM224 133V132H223ZM222 133V136H219L218 135V139H222V144H224V143H227V147L228 148H230L229 150V152H231V150H235V149H243V151H244V149H247L246 148V142H244V141H242V139H240L241 137H243L244 136V132L242 133L243 135L241 136V134H240V136H239V138H233V141L231 140L230 141V143H228L225 139H224V137L226 136L227 137V133L228 132H225L224 134ZM45 134H47V133H45ZM49 134V133H48ZM47 134V135H48ZM153 134V133H152ZM151 134V135H152ZM167 134V133H166ZM219 134H221V133H219ZM148 135V134H147ZM165 135V134H164ZM163 135V136H164ZM176 135V134H175ZM175 135H172L173 136V138H171V136L169 135V137L171 138V139H174V136ZM181 135H182V133H181ZM185 135V134H184ZM183 135V136H184ZM187 135H189V134H187ZM209 135H210V133H209ZM233 135V134H232ZM251 135H253V133H251ZM182 136V137H183ZM195 136H196V134H195ZM201 136V137H202ZM211 136V135H210ZM234 136L236 137L237 136V134H236V132H235V134H234ZM246 136V138H247V135H245ZM249 136V135H248ZM152 137V136H151ZM154 137V136H153ZM158 137V136H157ZM179 137V136H178ZM181 137V138H182ZM196 137H198V135L196 136ZM212 137V136H211ZM215 137H216V135H215ZM214 137V138H215ZM238 137V136H237ZM255 137H256V135H255ZM147 138H148V136H147ZM160 138V137H159ZM169 138V139H170ZM183 138H187V137H183ZM188 138H191V137H189L188 136ZM209 138V137H208ZM245 138V137H244ZM246 138H245V140H246ZM146 139V138H145ZM157 139V138H156ZM155 139V140H156ZM167 140H168V138H166ZM178 139V138H177ZM179 139H180V137H179ZM194 139V138H193ZM199 139H201V138H199ZM204 138H202L201 140H202V142L203 143H205V144H207V141H205V140H203ZM249 139V138H248ZM147 140V139H146ZM185 140V139H184ZM190 140V139H189ZM188 140V141H189ZM195 140V139H194ZM198 139H196L195 141H197ZM133 141V140H132ZM158 141V140H157ZM171 141V140H170ZM175 141V143L174 144H176L177 142H179V143H181V144H183V145H185V143H182V141H179V140H177V142H176V140H174ZM200 141V140H199ZM247 141V140H246ZM256 141V140H255ZM38 142L40 143H42V141L40 140V139H38ZM103 142H107V144H105V146L104 145H102V143ZM144 142V143H143ZM151 142V141H150ZM153 142V141H152ZM166 142V141H165ZM172 142V141H171ZM184 142V141H183ZM192 142V141H191ZM190 142V143H191ZM201 142V141H200ZM77 143V142H76ZM135 143V144H134ZM147 143H149V142H147ZM146 143V144H147ZM187 143V142H186ZM198 143V142H197ZM196 143V144H197ZM126 144V145H125ZM154 144H155V142H154ZM181 144H179V148H182V147H180V145ZM201 144V143H200ZM204 144V146L206 147L207 145H210V146H212L211 144H207V145H205ZM215 144V143H214ZM220 144V143H219ZM222 144H220L219 145V147H223L222 146ZM257 144V143H256ZM256 144H254V145H256ZM148 145V144H147ZM173 145V144H172ZM176 145H178V144H176ZM188 146H189V148H191L193 145H194V143H192V146L191 145H189V144H187ZM187 145H185V146H187ZM155 146H157V145H155ZM174 146V145H173ZM191 146V147H190ZM197 146V145H196ZM195 146V147H196ZM198 146H199V144H198ZM200 146H202L203 148H204V146L203 145H200ZM199 146V147H200ZM215 146H218V143L215 145ZM214 145H213V147H215ZM126 147V148H127ZM147 147V146H146ZM158 147V146H157ZM170 147V146H169ZM194 147V146H193ZM225 147V146H224ZM93 148V147H92ZM102 148V149H101ZM153 148H154V146H153ZM152 148V149H153ZM171 148V147H170ZM179 148H176L175 147V151L176 150H178ZM207 148V147H206ZM209 148L210 147H208V150H209ZM220 148V149H221ZM228 148H227V150H228ZM252 148V147H251ZM131 149H132V147H131ZM144 149H146L145 147H144ZM155 149V148H154ZM166 149V148H165ZM174 149V148H173ZM188 150V148H185V149H183V150ZM192 149V148H191ZM190 149V150H191ZM195 149V148H194ZM194 149H192L193 150V152L195 153V151H194ZM197 149V148H196ZM213 149H215V148H212V150ZM218 150H219V148H217ZM224 149V148H223ZM140 150V149H139ZM167 150V149H166ZM191 150V151H192ZM207 150V149H206ZM130 150H128V152H129ZM169 151H172V150H169ZM174 150L172 151L173 153L175 152ZM199 151V150H198ZM210 151V150H209ZM225 151V152H224ZM224 151H222V152H224V156L226 155L227 156V154H226V148L224 149ZM235 151H237V150H235ZM243 151L241 152V150H240V152L241 153H243ZM246 151V150H245ZM127 152V153H128ZM143 152V151H142ZM156 152V151H155ZM168 152V151H167ZM167 152H165V153H167ZM176 152H178V154L177 155H180V152L179 151H176ZM184 152V151H183ZM188 152H190V151H188ZM187 152V153H188ZM211 152V151H210ZM215 152H216V149H215ZM220 152H221V150H220ZM221 152V153H222ZM239 152V151H238ZM61 153V152H60ZM102 153V152H101ZM153 153V152H152ZM182 153V152H181ZM190 153H192V152H190ZM202 153H203V151H202ZM201 153V154H202ZM212 153V152H211ZM221 153H220V155H221ZM248 153V152H247ZM251 153V152H250ZM78 154V153H77ZM124 154V153H123ZM128 154H130V152L128 153ZM141 155H142V153H140ZM168 154H170V153H168ZM186 154V153H185ZM193 154V153H192ZM216 154V153H215ZM232 154H234L233 152H232ZM232 154H228V155H232ZM68 155V154H67ZM79 155H81V154H79ZM113 155H115V156H113ZM135 156L137 155V154H134ZM141 155H140V157H141ZM182 155H184L183 153H182ZM196 155H198V154H196ZM235 155V154H234ZM242 155V154H241ZM248 155V154H247ZM82 156V155H81ZM168 155L166 154V156H165V158H166V160H168L167 157ZM186 156H191V155H186ZM210 156V155H209ZM209 156H208V154H207V156L205 155V157H208L209 158ZM215 156V155H214ZM249 156V155H248ZM250 156H252V155H250ZM49 157V156H48ZM118 157V156H117ZM125 157H129V156H125ZM174 157H175V159H176V157L177 156H175L174 155ZM173 157V158H174ZM202 157H204V155H202ZM213 157V156H212ZM211 157V158H212ZM223 157V156H222ZM230 157V156H229ZM244 157V156H243ZM119 158V157H118ZM123 158H124V156H123ZM123 158H119V160L120 159H122V160H124ZM131 157H129V159H130ZM134 158V157H133ZM135 158H137V157H135ZM144 158V157H143ZM159 158V157H158ZM157 158V159H158ZM160 158H161V156H160ZM211 158H209L210 159V161H212L211 160ZM214 158V157H213ZM212 158V159H213ZM224 158V157H223ZM78 159V158H77ZM84 159V158H83ZM113 159V158H112ZM112 159H110V161H112ZM117 159V158H116ZM148 159H149V157H148ZM174 159V160H175ZM214 159H216V158H214ZM62 160H64V159H62ZM108 160V159H107ZM135 160H137V159H135ZM141 160H142V157H141ZM145 160H146V158H145ZM162 160V159H161ZM165 160V159H164ZM165 160V161H166ZM171 160H172V158H171ZM183 160V159H182ZM205 160V159H204ZM203 160V161H204ZM226 160V159H225ZM230 160V159H229ZM232 160V159H231ZM163 161V160H162ZM169 161V160H168ZM168 161H167V163H168ZM191 161V160H190ZM193 161V160H192ZM199 161V160H198ZM198 161L196 162V164L198 163ZM202 161V162H203ZM224 161V160H223ZM240 161V160H239ZM81 162H83V161H81V160H79L78 161V163H81ZM86 162V161H85ZM112 162H114V161H112ZM117 162V161H116ZM120 162H121V160H120ZM124 162H125V164H126V161L124 160V161H122V163H123V165H122V169H123V166H124ZM136 162V161H135ZM135 162H128L126 165H130V163H131V165H132V163L135 165L136 163ZM140 162V161H139ZM158 162H160V161H158ZM164 162V161H163ZM173 162V163H172ZM171 163L172 164H174V161H172ZM177 162H180V160H177ZM183 162V161H182ZM195 162V161H194ZM201 162V160L199 161V163ZM205 162L207 163V161L205 160ZM215 162V161H214ZM143 163H144V159H143ZM162 163V162H161ZM160 163V164H161ZM165 163V162H164ZM210 163V162H209ZM208 163V164H209ZM213 163V162H212ZM229 163H231V162H229ZM153 164V163H152ZM190 164V166H192L191 165V163H189ZM237 164V163H236ZM116 165V164H115ZM125 165V166H126ZM137 165H138V160H137ZM136 165V166H137ZM84 166V165H83ZM150 166V165H149ZM154 166V165H153ZM157 166H159V165H157ZM182 166H184V164L182 165ZM194 166V168H195V165H193ZM192 166V167H193ZM197 166V165H196ZM203 166V165H202ZM201 166V167H202ZM207 166H210V165H207ZM206 166V167H207ZM213 166H215V165H213ZM212 166V167H213ZM118 167V166H117ZM163 167V166H162ZM164 167H167V166H165L164 165ZM168 167H169V164H168ZM167 167V168H168ZM187 167V166H186ZM199 168H201L200 167V164H199V166H198ZM198 167H197V169H198ZM231 167V166H230ZM132 169H133V167H131ZM130 168V166H129V169H131ZM160 168H161V166H160ZM166 168V169H167ZM171 168H175V167H171ZM179 168V167H178ZM185 168V167H184ZM183 168V169H184ZM131 169V170H132ZM158 169V168H157ZM163 169V168H162ZM170 169V168H169ZM180 169L182 170V167H180ZM151 170V169H150ZM160 169H158V171H159ZM168 170V169H167ZM171 170V169H170ZM173 170V169H172ZM171 170V171H172ZM184 170H186L185 171V175L184 176H186V175H189V174H187V169H184ZM201 170V169H200ZM210 170V169H209ZM223 170V169H222ZM224 170H226V169H224ZM223 170V171H224ZM127 171H129V170H127ZM134 171V170H133ZM137 171V170H136ZM156 171V170H155ZM175 171V176H176V170H174ZM203 171V170H202ZM202 171H201V174L200 175H205L204 173L202 174ZM204 171H205V169H204ZM203 171V172H204ZM207 171V170H206ZM72 172V171H71ZM132 172V171H131ZM139 172V171H138ZM142 172V171H141ZM157 172V171H156ZM163 172H165L166 174H169V172H167V171H163ZM180 173L182 172V171H179ZM192 171H190V172H188V173H191ZM212 172H213V170H212ZM221 171H219V173H220ZM159 173V172H158ZM183 174H184V172H182ZM193 173V172H192ZM200 173V172H199ZM206 173V172H205ZM222 173H225V172H222ZM151 174V173H150ZM171 174V173H170ZM209 174V173H208ZM214 174H216V173H214ZM133 175H135V173H133ZM139 175H141V174H139ZM154 175H157L156 173L154 174ZM163 175H165V174H162V176ZM178 175V174H177ZM220 175V174H219ZM130 176H131V173H130ZM179 176H183V175H181V174H179ZM191 176H195V174H191ZM206 176V175H205ZM215 176V175H214ZM137 177V176H136ZM144 177V176H143ZM165 178H166V176H164ZM174 176L172 175V178H173ZM192 177V178H193ZM203 177V176H202ZM208 177V176H207ZM217 177V176H216ZM226 177H227V174H226ZM176 178V177H175ZM180 178V177H179ZM185 177H183V178H180V179H184ZM196 178V177H195ZM224 178H225V176H224ZM139 179V178H138ZM148 179H149V175H148ZM153 179V178H152ZM161 179H162V177H161ZM161 179H159V181H161ZM177 179V178H176ZM191 178H189V180H190ZM197 179V178H196ZM204 179V178H203ZM202 179V180H203ZM209 179H211V177L209 178L208 177V180ZM220 179H222V178H220ZM54 180V179H53ZM141 180V179H140ZM144 180V179H143ZM165 180V179H164ZM192 181L194 180V179H191ZM190 180V181H191ZM163 181V180H162ZM162 181H161V183L160 182H158V180H157V182H158V184L160 183V185L161 184H163L164 183V181H163V183H162ZM166 181V180H165ZM179 180H177V182H178ZM184 181V180H183ZM191 181V182H192ZM207 181V180H206ZM212 181V180H211ZM216 181H217V179H216ZM221 181V180H220ZM145 182H147L146 180H145ZM157 182H156V184H157ZM174 182H175V180H174ZM201 182H203V181H201ZM200 182V183H201ZM210 182V181H209ZM209 182L207 181L206 183L209 185ZM214 182V181H213ZM155 183V182H154ZM182 183H184V182H182ZM190 183V182H189ZM200 183H197V184H200ZM204 183V182H203ZM153 184V183H152ZM180 184V183H179ZM210 184H212V182H210ZM216 184H217V182H216ZM225 184H226V182H225ZM178 185V184H177ZM205 185V183L203 184V186ZM208 185H206V186H208ZM219 185V184H218ZM222 184H220V186H221ZM164 186V185H163ZM166 186V185H165ZM176 186V185H175ZM182 186V185H181ZM190 186V185H189ZM199 186V185H198ZM201 186V185H200ZM203 186H201V187H203ZM205 186V187H206ZM213 186H215V184L213 185ZM220 186H218V188L220 187ZM191 187H193V186H191ZM212 187V186H211ZM208 188V189H212V188ZM172 188H174V187H172ZM178 188H179V186H178ZM185 188V187H184ZM187 188V187H186ZM198 188V187H197ZM183 189V188H182ZM189 189V188H188ZM170 190H171V188H170ZM185 190V189H184ZM187 191V190H186ZM181 192H183L182 190H181ZM197 193V192H196ZM211 200V199H210ZM208 201V200H207ZM202 202H204V201H202ZM252 202V201H251ZM207 203H209V202H206L205 204H207ZM204 204V205H205ZM216 206V205H215ZM210 207H208L207 209H209ZM214 212V211H213Z\"/></svg>", "mask_w": 264, "mask_h": 264}, {"label": "crops", "instance_id": "3", "mask_svg": "<svg viewBox=\"0 0 264 264\" xmlns=\"http://www.w3.org/2000/svg\"><path fill=\"white\" fill-rule=\"evenodd\" d=\"M9 58V59H8ZM13 59V56H10V51H4L3 50V45H2V41H0V114L3 112V111H5L6 112V114L14 121V123L17 125V126H23V125H25L24 123H21V122H18L14 117H13V113H12V109H14L13 108V102L14 101H16L18 98H21V99H26V98H30V95L31 94H33V93H35V92H33V91H21L20 89H18V88H16V85H15V83L13 84L11 81H8L7 83L2 79V77H1V71H3L6 67H7V65H8V63H9V61L10 60H12ZM1 67H2V69H1ZM8 77H11V75L10 76H8ZM12 83V84H10V83ZM6 83V86H4V84ZM9 83V85H10V87H9V85H8V87H7V84ZM14 86V87H13ZM2 88L4 89V90H2ZM3 91H5V93H7V95L6 96H3L5 93L3 92ZM13 92V91H18L14 96H13V100L12 101H10V102H8L7 103V101L5 100V99H7V96H10V92ZM3 92V93H2ZM3 101H6V103L5 102H3ZM12 102V103H11Z\"/></svg>", "mask_w": 264, "mask_h": 264}, {"label": "trees", "instance_id": "4", "mask_svg": "<svg viewBox=\"0 0 264 264\" xmlns=\"http://www.w3.org/2000/svg\"><path fill=\"white\" fill-rule=\"evenodd\" d=\"M49 93V92H48ZM0 118L4 119L9 125L11 128H13L14 130H18V126L14 123V121L6 114L5 111H3L1 114H0Z\"/></svg>", "mask_w": 264, "mask_h": 264}, {"label": "water", "instance_id": "5", "mask_svg": "<svg viewBox=\"0 0 264 264\" xmlns=\"http://www.w3.org/2000/svg\"><path fill=\"white\" fill-rule=\"evenodd\" d=\"M13 66V60H10L7 67L4 69L5 76H10L12 74Z\"/></svg>", "mask_w": 264, "mask_h": 264}]
</instances>
